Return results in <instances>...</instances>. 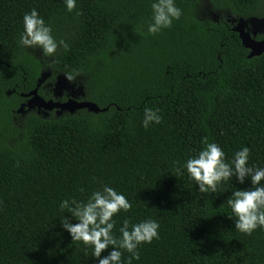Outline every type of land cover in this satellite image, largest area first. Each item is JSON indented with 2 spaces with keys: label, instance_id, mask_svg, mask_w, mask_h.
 I'll list each match as a JSON object with an SVG mask.
<instances>
[{
  "label": "trees",
  "instance_id": "trees-1",
  "mask_svg": "<svg viewBox=\"0 0 264 264\" xmlns=\"http://www.w3.org/2000/svg\"><path fill=\"white\" fill-rule=\"evenodd\" d=\"M263 17L0 0V264H264V52L230 22ZM42 74L100 112L17 114Z\"/></svg>",
  "mask_w": 264,
  "mask_h": 264
},
{
  "label": "flooded vegetation",
  "instance_id": "flooded-vegetation-1",
  "mask_svg": "<svg viewBox=\"0 0 264 264\" xmlns=\"http://www.w3.org/2000/svg\"><path fill=\"white\" fill-rule=\"evenodd\" d=\"M261 19H264V17ZM261 19H257V20H261ZM231 25L234 28L236 24L231 23ZM242 28L244 32L248 33L254 41L261 42L264 40V22H258V21L251 22L250 20H248L245 21ZM49 78H50L49 74H46L44 81L39 85L38 88H41L42 92L46 97L51 96L53 100L49 98H47V100H44L43 98L37 95L38 97H40L45 102L53 101L56 103H65L69 99H74L78 102L80 98L79 96L82 94L81 92L78 94L76 88L71 89L69 88L70 86L68 84H60V82L57 81V79L53 83L48 82ZM28 94H20V97L23 98L25 101L20 103L18 110L21 108V111L18 112L17 110L16 111L17 114L19 113L24 115L25 113L28 112H35L36 114L42 115L43 117L48 116L50 113L58 114V111L56 109H52L51 111H46L43 108L41 107L39 108L34 104L27 106V104L31 100V97H26Z\"/></svg>",
  "mask_w": 264,
  "mask_h": 264
},
{
  "label": "water",
  "instance_id": "water-1",
  "mask_svg": "<svg viewBox=\"0 0 264 264\" xmlns=\"http://www.w3.org/2000/svg\"><path fill=\"white\" fill-rule=\"evenodd\" d=\"M251 22L258 21V22H264V19L257 20V19H250ZM231 23L234 22L233 19L230 20ZM245 23L243 20H239L235 27L233 28V31L238 34L239 40L241 42V45L249 51L248 58L260 56L264 52V40L261 42L254 41L250 35L246 32H244L242 26ZM46 77V74H42L41 78L37 82V87L34 91L30 92L26 97H31V100L27 104V106H30L31 104H34L38 106L39 108H43L46 111H51L52 109H56L58 111V114L62 112H68V113H74L77 110L86 109L89 112L92 113H98L100 110L92 103L88 102H77L74 99H69L65 103H56L53 101L45 102L40 97L37 96V88L39 85L44 81ZM57 81L63 82L62 84H67V80L65 77H58ZM69 88H73V86H70ZM78 91L80 92L81 89L78 88ZM21 111V108L18 110V112Z\"/></svg>",
  "mask_w": 264,
  "mask_h": 264
},
{
  "label": "rangeland",
  "instance_id": "rangeland-1",
  "mask_svg": "<svg viewBox=\"0 0 264 264\" xmlns=\"http://www.w3.org/2000/svg\"><path fill=\"white\" fill-rule=\"evenodd\" d=\"M31 41H32V43H33L34 45L40 43V40L37 39V38H36V39H35V38H32ZM37 53H38V55H40L39 52H37ZM62 83H63V82L60 81V84H62ZM76 91H77L78 94L81 92V91L79 92L77 88H76Z\"/></svg>",
  "mask_w": 264,
  "mask_h": 264
}]
</instances>
